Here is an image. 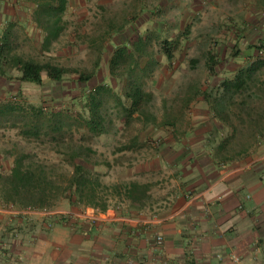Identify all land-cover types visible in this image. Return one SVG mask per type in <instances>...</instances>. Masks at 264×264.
<instances>
[{"label":"rangeland","instance_id":"1","mask_svg":"<svg viewBox=\"0 0 264 264\" xmlns=\"http://www.w3.org/2000/svg\"><path fill=\"white\" fill-rule=\"evenodd\" d=\"M260 5L264 6V0H69L64 15L66 29L48 51L41 47V30L30 20L34 5H27L30 8L28 23L9 20L18 23L21 52L68 66L93 68L94 74L88 81L69 73L61 81L41 84L0 75V107L5 103L20 107L0 111V170L8 172L12 167L13 157L6 151L13 149L16 142L38 151L41 156L61 158L54 143L50 142V136L27 141L20 135L23 122L30 117V103L41 106L46 112L64 108L70 110L73 117L77 114L87 116L88 94L95 85L103 83L113 92H120L117 78L109 71V60L113 51L127 42L133 31L142 34L151 31L147 49L153 52L157 62L141 77L144 88L153 94L144 109L153 112L154 118L144 123V119L135 113L127 116L126 121L124 109L116 103L115 94L103 93V110L109 116L107 130L95 134L85 127L81 133L85 144L95 151V157L109 164L98 163L93 167L85 162L86 166L96 169L107 182L125 178L149 182L152 196L142 210L159 213L180 194L179 186L183 182L195 180L198 166L203 167L206 163L203 160L209 159L206 152L210 150L212 155L216 144L223 138L231 139L228 149L236 156L233 160L262 158L264 65L256 71L250 89L236 94L228 103L227 114L235 128L217 118L203 96L205 92L213 99L218 96L224 78L233 77L241 67L255 59L264 60V31L258 26L264 7L260 8ZM249 19L253 25L248 28ZM166 37L179 40L171 59L161 48ZM125 66L127 63H123L119 71H124ZM249 104L253 108L252 117L258 118L259 129L255 137L251 130ZM174 118V125L160 124L165 119ZM188 130L194 137L190 142L186 139L189 146L185 144V147L181 139L177 141L179 144H174V132L184 136ZM202 136L204 140L200 139ZM75 137L83 139L80 133ZM199 146L204 147L203 155L200 153L195 160L189 161ZM215 161L219 165L230 159ZM0 203L7 202L0 198ZM124 205L118 206L116 211L127 209ZM89 207L92 206L72 207L65 199L50 212L64 218L62 221L70 219L71 225L77 226L85 221L92 224L100 220L85 218ZM14 208L24 210L16 205ZM112 212L109 213L114 216L116 213ZM74 217L79 218L74 220ZM39 219L38 222H45L48 227L56 222L45 220L43 216ZM3 232L0 229V233ZM1 237L0 243L8 244Z\"/></svg>","mask_w":264,"mask_h":264},{"label":"trees","instance_id":"2","mask_svg":"<svg viewBox=\"0 0 264 264\" xmlns=\"http://www.w3.org/2000/svg\"><path fill=\"white\" fill-rule=\"evenodd\" d=\"M25 1L34 5L30 20L41 30L43 35L41 47L48 51L66 29L67 21L64 15L69 0ZM17 24V22L9 21L0 35L1 76L38 84L46 81H61L69 73L77 74L83 81H88L93 76V68L68 66L52 59H39L22 53ZM21 27L23 28L24 25ZM150 32L146 31L142 34L133 31L127 42L113 51L109 60V71L117 78L120 92H113L112 88L103 83L95 85L88 94L87 116L77 114L73 117L71 111L64 108L46 112L41 106L30 103V117L23 122L20 135L27 141L40 140L43 135L50 136V142L54 143L56 152L61 158L57 160L53 157L41 156L38 151L25 148L16 142L12 146L13 149L6 151L13 157L12 167L8 172L0 170V198L3 201L12 203L21 209L52 211L66 199L72 207L92 206L102 212L113 211L112 213L117 210L118 206L122 207L124 204L128 210H142L148 205L152 196L149 182L133 178L107 182L100 177L96 169L85 165V162L91 163L93 167L98 163H109L95 157L96 153L92 147L85 144L81 130H85L86 127L95 134L107 130L106 120L109 116L103 110L102 99L103 93L106 92L115 94L116 103L124 109V120L127 121L126 117L133 116L135 113L144 119V123L154 118L153 112L144 109L153 98V94L144 88V80L141 77L143 72L157 62L153 52L147 49ZM178 43V39L166 37L162 40L161 48L168 59L173 57ZM123 63H127V66L124 71L120 72ZM263 65V59H255L241 67L233 77L224 78L220 84L221 89L218 96L213 99L210 98V94L203 92L204 98L217 118L232 128L236 126L229 120L228 103L236 94L250 89L256 71ZM15 108L20 109L18 106L5 103L1 105L0 111ZM249 108H251L248 111L251 115V130L255 137L259 129L258 118L252 117L253 108ZM174 122L175 118L165 119L160 124L174 125ZM67 133L69 135L65 136ZM77 133H80L83 139L75 137ZM174 133V139L181 137L176 134V131ZM230 143V138H223L216 144L215 151L212 153L215 160L227 161L236 157L229 153ZM53 213L55 212H50L45 218L49 217L48 221L64 220ZM76 219L77 217H74V220ZM66 221L70 222V219Z\"/></svg>","mask_w":264,"mask_h":264},{"label":"crops","instance_id":"3","mask_svg":"<svg viewBox=\"0 0 264 264\" xmlns=\"http://www.w3.org/2000/svg\"><path fill=\"white\" fill-rule=\"evenodd\" d=\"M27 5L33 6L0 0V35L9 20L28 23ZM259 20L264 31V14ZM184 134L174 144L181 139L189 146L192 132ZM203 148H195L189 161L203 155ZM206 154L209 165L198 166L199 176L183 182L159 213L124 209L92 224L56 221L48 227L38 222L48 214L0 209V236L8 241L0 243V264H241L231 253L243 264H264V156L218 165L210 150ZM157 233L163 235L160 244Z\"/></svg>","mask_w":264,"mask_h":264},{"label":"built area","instance_id":"4","mask_svg":"<svg viewBox=\"0 0 264 264\" xmlns=\"http://www.w3.org/2000/svg\"><path fill=\"white\" fill-rule=\"evenodd\" d=\"M0 209H5L9 212H12L14 214L16 213H29V212H41L43 214H49L50 211L49 210H42V209H24V210H18L14 208V205L12 203H0ZM89 212H85V218H89L92 221L97 220V219H102L101 217L104 216V214H107L108 216H110V213L108 212H99L97 211V209L93 208V207H89L88 208ZM83 215V214H81ZM156 242L157 244H160L163 242V236L162 234L158 233L156 234ZM231 259L238 261L239 263H242V259L239 255L235 254V253H231Z\"/></svg>","mask_w":264,"mask_h":264}]
</instances>
